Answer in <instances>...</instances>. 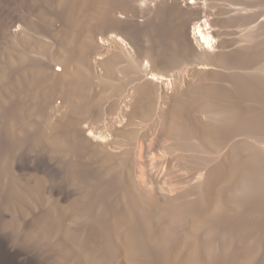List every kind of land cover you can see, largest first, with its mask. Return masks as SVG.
Here are the masks:
<instances>
[{
	"label": "bare ground",
	"instance_id": "obj_1",
	"mask_svg": "<svg viewBox=\"0 0 264 264\" xmlns=\"http://www.w3.org/2000/svg\"><path fill=\"white\" fill-rule=\"evenodd\" d=\"M129 1L6 0L0 187L22 201L44 186L21 183L7 157L20 144L48 158L17 170L79 185L72 205L38 196L36 229L78 264H250L264 248V7L171 0L123 43L107 30ZM67 217L90 218L85 233ZM0 264L33 262L0 240Z\"/></svg>",
	"mask_w": 264,
	"mask_h": 264
},
{
	"label": "rangeland",
	"instance_id": "obj_2",
	"mask_svg": "<svg viewBox=\"0 0 264 264\" xmlns=\"http://www.w3.org/2000/svg\"><path fill=\"white\" fill-rule=\"evenodd\" d=\"M170 1L171 0H130L128 2L129 5L127 4L128 9L126 8L124 12L117 13L116 15L117 18L122 22L109 28L107 30L108 36H115L114 34L118 33V31H120L122 28L121 33H118V37H121L124 40L123 43L128 42L129 37H134L137 27L145 22L146 16H150L153 11L155 12L159 7L170 3ZM188 1L191 2L194 0ZM256 7H264V2L259 0L256 1L255 8ZM10 17L11 14L8 3L6 0H3V3L0 5V57L2 56L3 46L5 45L4 40L7 37L6 35L12 33L15 29L13 27H9ZM57 26H59V23ZM213 29L217 30L218 26L213 27ZM224 37L225 35L223 33H221L220 36H215L216 40H214L213 43L217 45L218 41ZM216 49L217 47H215V50ZM202 70L210 71L211 69ZM187 79H189V77ZM170 93H173L171 89L168 90V95H170ZM4 139L5 143L7 139ZM20 145L13 148L9 154H7V157L11 159V162L16 169L15 171L18 173L21 172L19 173L21 174V177L19 178L21 183L27 185L29 184L30 186L36 185L35 179L26 178L27 176H23L25 175L24 172H30L31 174L35 175L37 174L43 177L45 182L44 186H41V188L39 187L40 189L38 191L30 193V197H27L22 201L11 198L6 193V191L4 192V188L0 187V240L3 241V243L8 248L15 251L20 258L29 259L31 262H33V264H78L76 256L72 257V252H74L73 246L68 249L67 247H61L60 240H57V238H59V233L55 234L53 232L52 237L49 239L38 236L36 229L39 228V223L41 225V219H43V212L45 209L43 207L46 206V204L44 205V202L40 198V201H38L37 198L41 195L57 198V201L59 204H61V206H68L72 205L74 201H76L80 195L81 187L77 184L75 185V183L72 182L65 173H59L58 175L56 173L49 172L51 179L48 180L45 172L40 170H17V167L20 166L21 168L25 166L24 164L29 158H39V156L48 158V156L38 148L33 150L25 144ZM51 187L57 189L59 193L57 195L51 193ZM5 193L7 195H5ZM64 220L67 233H70L74 230L85 233L84 227L86 226V222L90 221V218L74 220L67 217ZM11 222H14V224H11ZM54 235L56 236L54 237ZM90 238L91 237H89L88 242L91 245L93 244L95 246H99L100 238L98 236H92L93 240ZM258 250L259 251L257 252L254 260L250 264H264V248L260 247ZM65 255L69 257L66 258ZM116 262L127 264L121 256L116 257Z\"/></svg>",
	"mask_w": 264,
	"mask_h": 264
}]
</instances>
